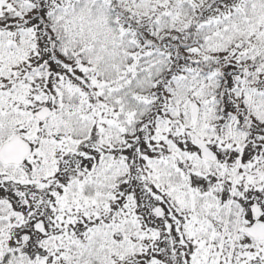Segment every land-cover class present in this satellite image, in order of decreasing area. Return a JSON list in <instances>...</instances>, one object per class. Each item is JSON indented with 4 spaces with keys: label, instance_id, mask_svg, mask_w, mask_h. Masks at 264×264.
<instances>
[{
    "label": "snow or ice",
    "instance_id": "obj_1",
    "mask_svg": "<svg viewBox=\"0 0 264 264\" xmlns=\"http://www.w3.org/2000/svg\"><path fill=\"white\" fill-rule=\"evenodd\" d=\"M0 264H264V0H0Z\"/></svg>",
    "mask_w": 264,
    "mask_h": 264
}]
</instances>
